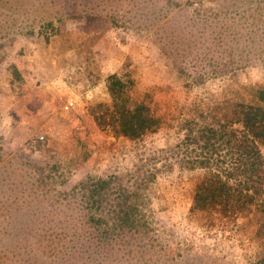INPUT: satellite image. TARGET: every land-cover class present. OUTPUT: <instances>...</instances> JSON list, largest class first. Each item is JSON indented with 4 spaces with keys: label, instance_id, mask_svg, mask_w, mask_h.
Instances as JSON below:
<instances>
[{
    "label": "rangeland",
    "instance_id": "obj_1",
    "mask_svg": "<svg viewBox=\"0 0 264 264\" xmlns=\"http://www.w3.org/2000/svg\"><path fill=\"white\" fill-rule=\"evenodd\" d=\"M222 4L213 0L207 6L216 11ZM203 14L188 0H0V205L10 194L12 214L0 216V264H43V254L37 259L27 252L23 235L43 226V204L34 195L25 198L35 190L11 174L15 165L7 163L9 152L20 148V165L29 168L26 179L33 171L54 179L61 174L67 189L87 176L111 173L132 181L138 171L151 174L148 203L163 239L182 241L190 264L218 258L221 239L202 233L204 218L187 213L192 189L204 167L217 174L235 158L219 139L221 124L246 111L234 99L239 85L264 84V59L256 51L236 70L235 81L225 79L212 67L219 54L206 48ZM242 54L248 56V48ZM231 58L243 60L235 50ZM196 72L204 81H190ZM96 73L99 78L90 84ZM111 73L129 77L132 98L143 99L161 117L155 132L126 140L95 123L90 110L108 103L104 78ZM67 99L72 106L63 109ZM252 192L255 203L249 208L255 209L263 202L264 186L255 184ZM21 195L26 204L17 210ZM233 203L235 212L250 213L240 210L239 200ZM222 249V263L236 262Z\"/></svg>",
    "mask_w": 264,
    "mask_h": 264
},
{
    "label": "trees",
    "instance_id": "obj_2",
    "mask_svg": "<svg viewBox=\"0 0 264 264\" xmlns=\"http://www.w3.org/2000/svg\"><path fill=\"white\" fill-rule=\"evenodd\" d=\"M188 1L196 2L197 8L204 12L207 29L204 42L208 50L219 54L218 65L212 67L225 79L235 81L236 70L258 51L263 53L264 59V0H214L224 5L216 11L207 6L213 0H205L206 4L201 0ZM237 2L242 4L241 11ZM207 17L210 24H207ZM154 40L158 43L160 38ZM80 46L82 43L77 47ZM158 46L163 53L170 54L162 45ZM245 48H248V56L242 54ZM232 50L236 51L237 59L243 60L238 63L228 61L233 60ZM87 61L85 67L90 68ZM177 68L179 73H184V68ZM98 78L96 73L92 79L89 76L88 81L93 84ZM189 78L191 82L197 78L201 82L205 79L197 72ZM131 85L127 76L107 75L104 89L108 103H98L90 110L99 127L126 140L152 134L162 121L143 99L132 98ZM13 87L10 85L11 89ZM239 89L234 92V99L245 106L246 111L234 120L225 117L219 136L225 149L232 150L235 158L222 166L217 174L210 167H204L192 189L188 215H200L204 218L202 233L207 236L213 233L221 239L215 254L218 258L199 264H225L221 262L224 260L223 247L236 261L228 264H264V199L254 206L259 205L255 209L249 208L255 203L254 185L257 184L260 190L264 186V84L239 85ZM41 138L39 134L33 141L38 143ZM23 149L20 148L21 153ZM20 152H9L7 163L15 165L11 174L35 190L25 198L34 195L38 205L43 204V221L39 223L43 226H35L23 234L29 242L27 252L31 249L37 259L43 254V264H180L184 260L190 264L188 254L183 256V242L175 239L169 244L161 236L162 230L157 229L146 191L153 179L151 174L138 171L132 181L111 173L95 178L87 176L76 188L73 185L67 189L61 174L54 179L44 171H33L29 173L30 179H26L29 168L20 165L23 157ZM235 169L238 170L234 173ZM22 189L28 190L27 186ZM35 194L43 196V201ZM22 195L17 199V210L26 204ZM238 200L240 210L251 209L248 215L235 212L233 202ZM6 202L1 201L0 216L8 219L12 214Z\"/></svg>",
    "mask_w": 264,
    "mask_h": 264
},
{
    "label": "built area",
    "instance_id": "obj_3",
    "mask_svg": "<svg viewBox=\"0 0 264 264\" xmlns=\"http://www.w3.org/2000/svg\"><path fill=\"white\" fill-rule=\"evenodd\" d=\"M72 100L71 99H67L66 102L63 104V109H68L72 106Z\"/></svg>",
    "mask_w": 264,
    "mask_h": 264
}]
</instances>
